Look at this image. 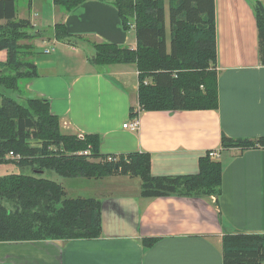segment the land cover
I'll use <instances>...</instances> for the list:
<instances>
[{
  "label": "crops",
  "instance_id": "crops-1",
  "mask_svg": "<svg viewBox=\"0 0 264 264\" xmlns=\"http://www.w3.org/2000/svg\"><path fill=\"white\" fill-rule=\"evenodd\" d=\"M27 1V11L34 10L25 19L33 29L30 58L36 76L25 83L26 96L46 99L64 133L98 134L100 153L148 152L154 176L196 173L199 157L217 150L221 195L218 201L213 196L145 198L141 181L130 184L136 177L129 175L83 181L101 201V237L0 241V264H223L224 233L264 234V147L241 151L220 144L223 134L264 136V65L250 0H214L217 108L142 111L136 130L122 126L130 119L129 107L137 106L135 65L100 67L86 44L89 39L136 47L134 30L121 27L116 7L108 0H85L66 11L52 0ZM43 4L51 11L44 18ZM36 23L51 31L61 23L72 39L43 36ZM49 45L53 49L44 52ZM5 58L0 51V60ZM106 67L118 68L113 70L126 84ZM148 237L155 241L144 248Z\"/></svg>",
  "mask_w": 264,
  "mask_h": 264
},
{
  "label": "trees",
  "instance_id": "trees-1",
  "mask_svg": "<svg viewBox=\"0 0 264 264\" xmlns=\"http://www.w3.org/2000/svg\"><path fill=\"white\" fill-rule=\"evenodd\" d=\"M18 1L0 0V51L6 52L5 60H0V164L36 169H32L35 174L0 176V241L101 237V201L91 196L68 197L61 183L41 176L45 170L66 178L138 177L145 198L213 196L218 201L222 165L207 153L199 157L196 173L154 176L148 152L100 153L99 135L85 133L80 138L76 133H64L46 99L28 97L27 108L8 96L7 91L22 93L21 83L36 76L34 62L25 59L27 53L30 57L35 54V47L19 41L30 35L22 26L31 28V23L16 17ZM52 1L67 11L85 0ZM108 1L116 7L121 27L134 30L136 47L96 43L90 59L100 67L135 65L137 106L129 107L130 118H139L140 112L148 110L217 108L214 0ZM250 1L258 30V59L264 65V4ZM54 25L62 28L64 36H73L63 24ZM30 138L40 144H30ZM220 144L222 149L241 151L263 148L264 136L236 139L223 134ZM221 238L223 264H263L264 234L235 231ZM154 241L143 239L144 248Z\"/></svg>",
  "mask_w": 264,
  "mask_h": 264
},
{
  "label": "rangeland",
  "instance_id": "rangeland-1",
  "mask_svg": "<svg viewBox=\"0 0 264 264\" xmlns=\"http://www.w3.org/2000/svg\"><path fill=\"white\" fill-rule=\"evenodd\" d=\"M16 6H17V13H16L17 18H25V17L29 18V16H28L29 12L32 16L34 15V10L31 9V11H29V12L27 11L28 10V1L27 0H19L17 2ZM50 12L51 11H50L49 5L43 4L41 17L44 18V17L49 16ZM0 22H3V21H0ZM36 26H37L36 30H40V32L43 36L53 35L52 38H55L57 41H65V40L68 41L69 39H72V38H70L71 36H68V37L64 36L65 33L63 34L64 31L62 30V28L60 26L53 27L52 31L49 29H45L46 27H43V25H41V24L39 25V23H36ZM22 27H23L22 29L26 28V31L29 32L31 36L28 35L27 38L23 37V38L19 39V41H20L21 45L29 46L30 44H32L31 39L34 38V36L32 35L33 29L30 27H26L25 25H23ZM57 34H59L61 36L60 39L56 38ZM79 40L84 41V37L79 38ZM86 42H87L86 44L90 45L94 49V45H96V43L94 41L87 39ZM49 48H52V47H50V45H49ZM90 49H91V51H93L92 48H90ZM28 50H29V48H28ZM39 53H40V51H39ZM38 55L40 56L41 54H38ZM25 59L31 61V58H30L28 53L25 55ZM122 64H124V63L107 64L105 66L122 65ZM103 69H105V68H103ZM113 69H118V68H110V67L107 68L108 72L111 73L117 81L126 84L125 77H123L116 70H113ZM21 86L23 87L24 91H26L25 84L21 83ZM24 91L22 90V93H20V94H18L17 92H13V91H11V92L7 91L6 94L8 96L16 99V101L22 103L24 106H27V101H25V100H26V98H28L27 97L28 95ZM28 107H29V105L27 106V108ZM28 141L30 144H32L34 146L37 144H40V141L32 139V138H30ZM8 156H10V155H8ZM32 169H36V168H32L31 166H30V168H22L16 164H12V163L0 164V176L10 174V173H18L19 174V172L27 173V174L28 173L29 174H35V172ZM41 176L55 180V181L61 183L63 185L64 189L66 190V195L68 197H76V196H82V197L94 196L95 197L94 189H89L87 187V185L85 183H83V181H87V184H90L93 179H87V178H81V177L66 178V177L59 176L58 174H56L55 172L50 171V170H45L43 173H41ZM129 183L135 185L136 183L137 184L140 183V180L138 177L132 178V180ZM263 264H264V262H263Z\"/></svg>",
  "mask_w": 264,
  "mask_h": 264
},
{
  "label": "built area",
  "instance_id": "built-area-1",
  "mask_svg": "<svg viewBox=\"0 0 264 264\" xmlns=\"http://www.w3.org/2000/svg\"><path fill=\"white\" fill-rule=\"evenodd\" d=\"M53 48H46L44 49V52H49L50 50H52ZM124 128H127L129 127L131 130H136L137 127H138V118H130L129 121H127L126 123H124L122 125ZM78 136L80 138H83V134L80 133L78 134ZM88 151H83L84 154H86ZM208 156L211 158V159H217V157L219 156L218 155V151L215 150V149H211L207 152ZM10 156H12V153H9ZM14 157H19V156H14Z\"/></svg>",
  "mask_w": 264,
  "mask_h": 264
}]
</instances>
